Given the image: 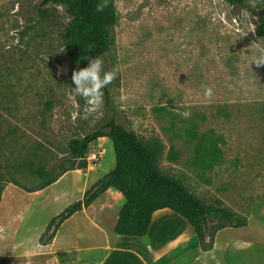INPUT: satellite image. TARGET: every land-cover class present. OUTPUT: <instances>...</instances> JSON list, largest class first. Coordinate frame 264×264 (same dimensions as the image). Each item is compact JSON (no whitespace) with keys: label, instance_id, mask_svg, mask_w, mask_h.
Segmentation results:
<instances>
[{"label":"rangeland","instance_id":"374dc122","mask_svg":"<svg viewBox=\"0 0 264 264\" xmlns=\"http://www.w3.org/2000/svg\"><path fill=\"white\" fill-rule=\"evenodd\" d=\"M41 1L0 0L3 180L39 188L44 182L39 167L49 176L60 174L69 165L72 139L115 121L146 141L159 142L157 167L163 174L180 179L208 205L222 200L248 222L220 231L215 250L203 252L189 223L171 211L159 234L162 263L264 264V64L253 62L264 53V40L256 34L264 0H247L240 7L225 0H114L119 20L110 28L111 46L101 58L104 69L115 70L116 76L102 90L101 105L91 111L70 94L73 72L90 59L77 65L66 57V9L45 6L42 16ZM192 126L199 137L208 135V147H219L215 165L199 163L197 141L186 136ZM98 141L90 147L104 149L102 160L91 172L64 173L66 180L55 192L72 177L69 189L86 181L88 190L114 169L113 142ZM171 147L176 161L168 158ZM114 191L96 208L104 201L119 204ZM10 198L13 207L21 206L16 194ZM31 204L29 217L39 224L64 203L53 199L42 205L37 199ZM181 237L185 241L178 244Z\"/></svg>","mask_w":264,"mask_h":264},{"label":"trees","instance_id":"16d2710c","mask_svg":"<svg viewBox=\"0 0 264 264\" xmlns=\"http://www.w3.org/2000/svg\"><path fill=\"white\" fill-rule=\"evenodd\" d=\"M247 0H225L232 7L243 6ZM57 5L66 9L70 21L64 30L66 57L80 65L93 57H103L111 46L110 28L119 20L114 0H42L38 8L44 16L45 6ZM102 8L97 11V6ZM256 34L264 40V18L256 26ZM189 142L197 141L196 156L199 163L215 165L220 149L215 143L207 146L208 135L199 137L195 126L186 130ZM108 138L113 142L116 165L104 178L90 187L81 200L60 212L48 224L40 243H51L62 224L74 214L89 208L109 189L118 191L125 199L115 227L120 236L144 238L149 233L155 212L169 209L185 219L193 228L203 252L214 248L215 236L226 228H244L248 222L240 220L235 212L224 206L220 199L208 205L191 192L180 180L163 174L157 167L162 150L157 140H144L136 132L111 121L81 139L69 143V165L58 175L49 176L44 166L38 168L42 190L54 184L66 172L87 169L86 155L96 140ZM178 153L170 148L168 158L176 161ZM79 162L76 165V162ZM8 183L0 176V201Z\"/></svg>","mask_w":264,"mask_h":264},{"label":"crops","instance_id":"0c3cea01","mask_svg":"<svg viewBox=\"0 0 264 264\" xmlns=\"http://www.w3.org/2000/svg\"><path fill=\"white\" fill-rule=\"evenodd\" d=\"M66 177L62 176L42 190L26 189L13 183L6 185L0 201V264H164L159 234L162 221L172 214L171 210L154 213L149 233L144 238L117 235L115 227L125 203L124 197L114 191L113 196L119 204L104 201L96 208L98 202L114 189H109L89 208L74 214L62 224L51 243L41 245L40 239L51 220L81 200L87 190L86 181L80 182L83 183L81 187L76 183L69 189L71 181L75 182L72 177L60 193L55 192ZM78 193L77 198L68 201V196ZM15 194L21 206H12L10 197ZM37 199L42 205L53 199L64 204L53 218L34 224L29 216L34 207L31 203ZM182 241H185L183 237L177 240L178 244Z\"/></svg>","mask_w":264,"mask_h":264},{"label":"clouds","instance_id":"9594fccd","mask_svg":"<svg viewBox=\"0 0 264 264\" xmlns=\"http://www.w3.org/2000/svg\"><path fill=\"white\" fill-rule=\"evenodd\" d=\"M101 10L102 8L98 5L97 11ZM253 62L257 65L264 64V53L254 59ZM115 76V70L104 69L102 58H90L86 67L76 70L72 74L71 97L81 98L89 111L94 110L102 103V90L113 81ZM205 94H210V89L206 90ZM183 115L187 117L189 113L184 112Z\"/></svg>","mask_w":264,"mask_h":264},{"label":"built area","instance_id":"2783aa9c","mask_svg":"<svg viewBox=\"0 0 264 264\" xmlns=\"http://www.w3.org/2000/svg\"><path fill=\"white\" fill-rule=\"evenodd\" d=\"M94 146H91L87 155H86V162H87V169L97 165L101 160L102 156L104 155L105 151L104 149H97L93 148ZM104 152V153H103Z\"/></svg>","mask_w":264,"mask_h":264},{"label":"water","instance_id":"95a60500","mask_svg":"<svg viewBox=\"0 0 264 264\" xmlns=\"http://www.w3.org/2000/svg\"><path fill=\"white\" fill-rule=\"evenodd\" d=\"M99 141L98 140H96V142H95V145H97V143H98Z\"/></svg>","mask_w":264,"mask_h":264}]
</instances>
